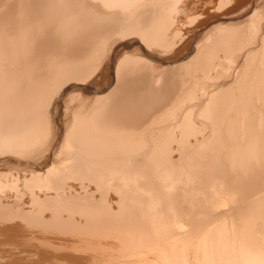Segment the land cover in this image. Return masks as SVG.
<instances>
[{
    "label": "bare ground",
    "instance_id": "1",
    "mask_svg": "<svg viewBox=\"0 0 264 264\" xmlns=\"http://www.w3.org/2000/svg\"><path fill=\"white\" fill-rule=\"evenodd\" d=\"M239 1L209 30L198 0H0V264H264V0Z\"/></svg>",
    "mask_w": 264,
    "mask_h": 264
},
{
    "label": "rangeland",
    "instance_id": "2",
    "mask_svg": "<svg viewBox=\"0 0 264 264\" xmlns=\"http://www.w3.org/2000/svg\"><path fill=\"white\" fill-rule=\"evenodd\" d=\"M200 3L202 2V4H200L199 2V4H197V6H195V8H192L191 10H189L187 13H182V15H183V18H184V21L186 22V27H188L189 26V24L191 25V21H192V18L193 17H195V16H198V14L200 13V12H202V11H204V9H211V14H220V16L219 17H213L212 19H211V21L209 22V24H208V26L206 27V29H209V30H211L212 28H215V26L216 25H218L217 26V28L218 27H222V25H223V27H224V25H226V26H228V24L232 21V17L230 16V15H224V12H225V8L226 7H224V8H222V10H220V12H219V9L218 10H216L215 9V7H216V5L219 3L218 1H220V0H211V2L213 1V2H215V4L213 3H211L210 2V0H198ZM206 1V2H205ZM226 1V0H225ZM224 0H223V2H225ZM210 3V7H209V5H208V3ZM240 2V3H239ZM238 3H237V5H236V8H239V7H241L244 3H245V0H241V1H239ZM207 3V4H206ZM204 4H206L207 6L205 7L204 6ZM203 5V6H202ZM202 8V10H200ZM213 10V11H212ZM192 13V14H191ZM261 15V14H260ZM192 16V17H191ZM257 16V18L259 17V15L257 14L256 15ZM257 18L255 17V19L257 20ZM191 20V21H189V20ZM188 22H187V21ZM190 22V23H189ZM217 22H220V23H217ZM194 25V24H193ZM214 25V26H213ZM220 25V26H219ZM213 26V27H212ZM188 28H191L190 26L188 27ZM211 28V29H210ZM201 38H202V35L200 36ZM189 54L190 53H188V52H186V55L190 58V56H189ZM185 55V54H184ZM185 55V56H186ZM185 57L182 61H188V57ZM91 84V85H90ZM96 86L97 85H95V84H92V83H86V84H78V83H75V82H73V83H71V88L69 89V91H68V96L71 94L72 95V92H76V95H79L80 94V98H81V95L83 96V95H93V94H95V92H88V91H86V87H91V88H96ZM81 90V91H80ZM78 92H80V93H78ZM104 92H107V90H105ZM83 93V94H82ZM97 93V92H96ZM73 94H75V93H73ZM67 95H66V97H67ZM70 95V96H71ZM76 95H74L75 96V98H76ZM72 97H73V95H72ZM78 97V96H77ZM78 97V98H79ZM64 107H61L60 108V112H59V114L57 115L54 111H52L51 112V115H50V117H49V123L51 124V126H52V123H53V126L50 128V130L52 131V132H54V130L57 128V127H63V129H64V126H63V116H64ZM52 128H53V130H52ZM64 131V130H63ZM63 131H62V133H63ZM46 143H48V141L46 142ZM43 145V144H42ZM44 145H46V150L44 149L45 147H42V146H40L41 148H43L44 150V153H45V151H46V154H44L43 152H41V148L39 149L40 150V152L38 151V155H40L39 153H41V155L40 156H38V158H39V160H41L42 159V157H43V161H44V159H45V157H47V156H50V160L48 161V164L50 165L51 163H52V160H54L53 158L55 157V155H56V151L58 150V147H57V149L55 148V149H53V150H48L47 149V146H48V144H44ZM43 154V155H42ZM42 156V157H41ZM41 160V161H42ZM51 162V163H50ZM10 168H12V169H14V170H12V169H10ZM21 166L19 167V166H5V168H3V171H6L5 173V177L7 178V180H9V181H7V186H6V188L7 189H10L11 188V185L13 184H11V182H12V178L13 177H15L16 176V174H18V172L21 170ZM20 169V170H19ZM16 171V172H15ZM8 172H10V174L8 173ZM8 173V174H7ZM12 173V174H11ZM15 176H14V175ZM7 175V176H6ZM13 175V176H12ZM12 187H13V185H12ZM12 189V188H11ZM61 237V236H60ZM53 239H55V240H57V239H59V237L58 236H55V237H52ZM112 261H116L115 259H113Z\"/></svg>",
    "mask_w": 264,
    "mask_h": 264
}]
</instances>
